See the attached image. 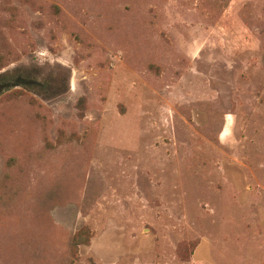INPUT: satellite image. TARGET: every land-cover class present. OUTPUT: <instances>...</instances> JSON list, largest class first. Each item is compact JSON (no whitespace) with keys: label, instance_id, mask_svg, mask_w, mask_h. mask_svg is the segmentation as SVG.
Masks as SVG:
<instances>
[{"label":"rangeland","instance_id":"obj_1","mask_svg":"<svg viewBox=\"0 0 264 264\" xmlns=\"http://www.w3.org/2000/svg\"><path fill=\"white\" fill-rule=\"evenodd\" d=\"M0 264H264V0H0Z\"/></svg>","mask_w":264,"mask_h":264},{"label":"trees","instance_id":"obj_2","mask_svg":"<svg viewBox=\"0 0 264 264\" xmlns=\"http://www.w3.org/2000/svg\"><path fill=\"white\" fill-rule=\"evenodd\" d=\"M1 59L2 57L0 56V66H1ZM0 89L2 90V84H0Z\"/></svg>","mask_w":264,"mask_h":264}]
</instances>
